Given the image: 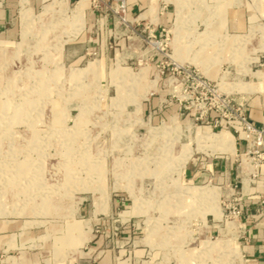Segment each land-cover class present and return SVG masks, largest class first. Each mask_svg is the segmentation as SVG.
I'll list each match as a JSON object with an SVG mask.
<instances>
[{
    "label": "rangeland",
    "instance_id": "obj_1",
    "mask_svg": "<svg viewBox=\"0 0 264 264\" xmlns=\"http://www.w3.org/2000/svg\"><path fill=\"white\" fill-rule=\"evenodd\" d=\"M79 1L23 0L0 28V264H254L261 176L204 133L240 141L264 15L241 33L253 0H157L158 27ZM213 160L234 181L203 182Z\"/></svg>",
    "mask_w": 264,
    "mask_h": 264
},
{
    "label": "crops",
    "instance_id": "obj_2",
    "mask_svg": "<svg viewBox=\"0 0 264 264\" xmlns=\"http://www.w3.org/2000/svg\"><path fill=\"white\" fill-rule=\"evenodd\" d=\"M87 1L88 0H85L84 9H82L79 13H88L89 8H87ZM22 2L23 0H8L6 5L0 8V28H23L22 20L15 19V22H12L14 17L17 18L18 13L20 18H22V16H24V13L29 12L28 8L23 12ZM128 2L130 4V14L132 18L136 17L135 19H140L143 21L145 20L146 22L157 24L158 27L169 25L172 18L171 13L167 12L164 15H161L157 0H128ZM253 2V4L249 5L246 9L243 10V13H245L244 21L238 23L237 25L233 24L232 29L236 32L245 33L248 30V27H251V24L256 21L257 17L264 15V0H253ZM261 70H264L263 65L262 68L258 71ZM255 78L258 81L250 83L254 87L253 90L255 91V94H253L248 102L247 112L249 119L256 126L264 127V80H260V78H258L257 76H255ZM228 133L232 134V132L230 131ZM232 135L234 137V143L231 149L226 151H229L228 153L235 154L238 148H244V142L241 140L238 141L236 136L234 134ZM232 151H235V153H232ZM204 167L205 168L201 172L202 174L199 177L203 178V182L207 181V179L210 180V178H213V176L217 178L218 181H223L226 174L232 175L230 180L234 181V178L236 176L234 175L235 172L232 170L231 164L229 162L227 163L225 160H222L220 162L213 160L211 162L205 163ZM243 168L245 170V166ZM263 195L264 174L263 176H261L258 184L254 188H252L251 198H249V202L255 204L258 202L260 196ZM249 234L252 238L249 249L253 257L254 264H264V219L258 226H254V229L250 230Z\"/></svg>",
    "mask_w": 264,
    "mask_h": 264
},
{
    "label": "built area",
    "instance_id": "obj_3",
    "mask_svg": "<svg viewBox=\"0 0 264 264\" xmlns=\"http://www.w3.org/2000/svg\"><path fill=\"white\" fill-rule=\"evenodd\" d=\"M120 1L124 2L125 0ZM239 134L240 140L245 144L244 154L250 157L251 163H254V165H250L248 171H243L244 174L253 175L255 178L263 176L264 127L256 126L244 112H241Z\"/></svg>",
    "mask_w": 264,
    "mask_h": 264
},
{
    "label": "bare ground",
    "instance_id": "obj_4",
    "mask_svg": "<svg viewBox=\"0 0 264 264\" xmlns=\"http://www.w3.org/2000/svg\"><path fill=\"white\" fill-rule=\"evenodd\" d=\"M254 75L257 76L258 78H260V80H262V81L264 80V70L258 71L256 73H254ZM2 113H4V112H2ZM204 136L208 139H212V141H215L217 144H219L222 147L223 150H230L233 143H234L233 135L231 133H228V132L216 135V134H213L210 129H207L204 133ZM199 192H200V195L202 194L203 196H208L210 194L214 195V193H215L212 189H204L203 191H199Z\"/></svg>",
    "mask_w": 264,
    "mask_h": 264
}]
</instances>
